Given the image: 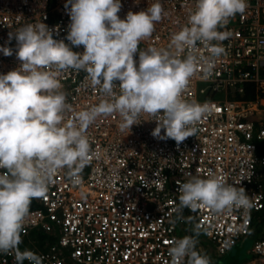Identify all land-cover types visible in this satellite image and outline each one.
Instances as JSON below:
<instances>
[{"label": "built area", "instance_id": "1", "mask_svg": "<svg viewBox=\"0 0 264 264\" xmlns=\"http://www.w3.org/2000/svg\"><path fill=\"white\" fill-rule=\"evenodd\" d=\"M65 2L0 0V46L15 49L14 39L6 43L9 32L38 22L55 29L53 38L68 44ZM153 2L120 0L117 15L124 19L127 12L145 10ZM159 3L166 14L151 37L141 41V49H166L171 35L187 24L196 0ZM246 4L242 15L219 29L230 33L218 42L223 54L211 57L199 43L181 54L184 58L191 51L199 58L181 94L185 102L208 110L195 125L196 135L177 145L152 137L155 121H141L126 135L117 115L98 118L86 132L91 163L83 170V183L73 185L66 169L54 174L46 195L30 204L21 250L39 254L43 264H170L169 242L199 227L221 256L241 237L257 233L251 258L241 264H264V0ZM72 50L82 52L83 46ZM208 61L214 63L210 76L205 73ZM18 65L14 54L0 53V74ZM85 77L72 70L58 77L77 111L102 98ZM192 176L243 188L251 208L217 215L201 206L196 212L184 209L191 222L177 220L179 184ZM0 264H15L13 255L0 253Z\"/></svg>", "mask_w": 264, "mask_h": 264}, {"label": "clouds", "instance_id": "2", "mask_svg": "<svg viewBox=\"0 0 264 264\" xmlns=\"http://www.w3.org/2000/svg\"><path fill=\"white\" fill-rule=\"evenodd\" d=\"M64 7L70 17L68 44L53 38L55 29L38 22L9 32L6 43L14 39L15 49L0 46V53L14 54L19 61L0 74V253L12 254L15 264H43L42 256L20 248L30 204L46 195L59 170H67L73 185L83 183V170L91 163L86 132L98 118L117 115L119 130L126 135L141 121H155L152 137L172 139L177 145L196 135L195 125L208 110L185 102L181 94L199 58L191 51L184 58L181 54L198 43L211 57L223 54L218 42L230 33L219 29L242 15L247 4L196 0L187 24L171 35L166 49L139 47L166 14L159 0L145 10L127 12L124 19L117 15L120 0H66ZM80 46L82 52L72 50ZM213 67L208 61L206 75ZM69 70L86 73L88 86L102 96L99 103L77 111L67 102L58 77ZM178 191L180 221L192 220L183 216L184 209L196 212L203 206L219 215L252 206L243 188L215 177L192 176ZM191 232L169 242L170 264H211L197 250L199 227Z\"/></svg>", "mask_w": 264, "mask_h": 264}, {"label": "rangeland", "instance_id": "3", "mask_svg": "<svg viewBox=\"0 0 264 264\" xmlns=\"http://www.w3.org/2000/svg\"><path fill=\"white\" fill-rule=\"evenodd\" d=\"M189 232H191L190 229ZM257 236L258 234L255 233L241 237L236 241L230 252L221 256L215 253L211 243L207 239L199 235L197 250L207 255L210 258L211 264H241L251 258L249 250L253 239Z\"/></svg>", "mask_w": 264, "mask_h": 264}, {"label": "crops", "instance_id": "4", "mask_svg": "<svg viewBox=\"0 0 264 264\" xmlns=\"http://www.w3.org/2000/svg\"><path fill=\"white\" fill-rule=\"evenodd\" d=\"M192 234V233H191ZM201 236H202V238H203V235L202 234H200Z\"/></svg>", "mask_w": 264, "mask_h": 264}]
</instances>
